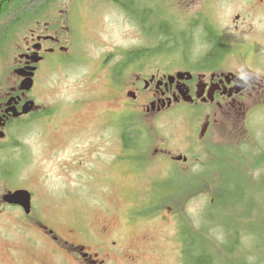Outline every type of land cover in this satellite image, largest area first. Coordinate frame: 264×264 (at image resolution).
<instances>
[{
	"label": "rangeland",
	"instance_id": "374dc122",
	"mask_svg": "<svg viewBox=\"0 0 264 264\" xmlns=\"http://www.w3.org/2000/svg\"><path fill=\"white\" fill-rule=\"evenodd\" d=\"M69 2L70 0H59V6L54 8L52 15L58 14L61 17L60 25L69 27L74 32V52L77 59L89 63L88 53H91V62H74L60 71H51L46 83L36 86L32 95L39 105L47 106L62 101L71 103L82 90L79 85L81 80L89 78L92 83L98 84H91L86 94L97 97L86 108V117H77L70 121L67 115L62 117L61 114V117L56 116L49 122L46 117L38 120L37 115H34L21 125H14L8 138L1 143L0 163L9 162L7 166L13 173L0 179V193L18 188H28L34 193L30 216H26L21 209L14 208L7 214L5 212L0 215L2 263L33 264L32 257L41 264H56L57 260L49 253L52 245L43 240L44 236L39 233L38 224L47 226L68 241L91 246L96 245L100 239H109L111 244L116 242L120 250H124V255L112 257L116 264H182V244L178 238L179 226L182 224L193 231H202L214 249L219 251L223 245H230V238L221 227V220H213L212 215L214 213L215 216L220 208V200H224L219 197L224 193V188H221L224 183L222 178L228 177L231 182L236 183L232 177L234 175H241L249 180L241 181L247 183L249 188L254 187L252 193L255 192L257 196L247 197L250 199L239 206L228 205L231 208L226 211V215L231 220L226 224L236 225L239 216L244 225L255 222V229L240 227L244 231L239 230L240 236L236 242L250 253L256 251L258 258L264 259V222L258 221L264 215V160L261 161L264 156V94L254 100L246 124L227 122L220 133L214 135L217 143L215 145L223 156L222 162L227 164V167L222 165L225 169L217 170L218 166L211 160L213 155L204 153L202 159L206 161L207 155V161L211 165L206 163V168L168 171L167 178L162 179L166 171L149 159L150 152L146 142H150L152 136L146 133L157 131L162 138L174 133L175 139L185 135L186 123L182 117L184 113L173 110L170 114L178 124L176 130L171 126L166 128L167 132L160 128L154 129L151 121L139 118L138 107L122 108L124 97L121 90L118 97H105L107 89L101 90L99 84L104 80L89 77V73L98 75L95 73L98 71V59L105 55L111 56L112 71L119 73V65L128 58L125 52L146 49L149 45V34L144 33L143 28L130 14L121 7L116 8L107 0H72L74 6L67 12ZM134 2L137 6L147 4L153 12L161 13L166 20L172 21V11L165 5L172 6L174 12L177 9L182 15L189 0ZM193 6L192 13L203 8L201 3ZM220 10L225 11L223 8ZM49 12L51 10L47 9L46 14ZM19 15L20 10H14L10 15L0 17V35ZM66 17L71 21H66ZM143 17L149 18L148 27L157 25L160 28L162 25L150 14L140 16ZM224 20L223 15L222 23H227ZM192 23L197 22L192 20L189 24ZM14 25L16 26L11 31L8 43H5L7 47L0 54V89L16 79L13 67L19 57V46L23 44L26 35L30 36L29 28L36 29L31 24L27 29V25ZM173 31L174 34L178 33L176 28ZM179 32L183 34L185 31L180 29ZM191 34L189 32L183 36L186 41L182 46L184 50H203L207 43L204 35ZM163 47L169 49L171 46L167 43ZM178 57L173 56L174 62ZM100 76L101 74L98 77ZM114 76L119 80L116 73ZM105 111L116 112L108 115L110 123L103 132L106 139L101 138L100 134L101 129H104L101 128L104 123H100V114ZM163 121L170 119L164 118ZM95 131L99 133L95 134ZM120 131H132L131 134L141 136L143 146L129 151L128 154L133 160H140L138 164L143 163L142 166L129 164L125 158L115 163ZM91 144L93 149L90 154L87 148ZM85 151L93 161L102 154L108 159V165L100 164L101 167H95L89 163L86 167L84 164L80 171L76 161ZM131 152L136 154L135 159ZM125 156L128 157L126 154ZM90 165L92 170L89 169ZM237 191L239 192L238 188ZM215 221L218 224H214ZM70 230H78L80 235L70 236ZM229 230L235 233L233 229ZM256 231L257 242L253 245V236L246 233L254 234ZM89 235L96 241L90 240ZM32 239L37 240V245H34ZM19 251H24L27 255L22 256Z\"/></svg>",
	"mask_w": 264,
	"mask_h": 264
},
{
	"label": "flooded vegetation",
	"instance_id": "af4514ba",
	"mask_svg": "<svg viewBox=\"0 0 264 264\" xmlns=\"http://www.w3.org/2000/svg\"><path fill=\"white\" fill-rule=\"evenodd\" d=\"M71 1L68 3L67 12L74 6V2L71 3ZM109 2L116 8H120L119 3ZM195 3H201L203 8L199 11L197 8V12L192 13ZM56 6H59V0H38L37 2L0 0V17L3 13L10 15L13 10H20V15L14 22L23 23L21 26L27 25L26 29L30 24L36 26V29L29 28L30 36L26 35L23 44L19 46L20 49L17 52L19 57L13 67L14 75L17 70L27 71L28 67L35 68L32 90L28 92L19 90L22 78L17 74L11 84L0 89V134L4 135L0 138V145L8 138L14 125L24 123L34 115H37L38 120L46 117L49 122L56 116L61 117V114L62 117L67 115L70 121L77 117H86V108L97 97L86 94L91 84H98L92 83L89 78L81 80L79 85L82 90L71 103L62 101L53 103L54 105H39L32 95L36 86L46 83L51 71H60L61 68L71 66L74 62L89 64L93 56L88 53L89 63L77 59L78 56L74 52L76 44L74 32L69 27L60 25L61 17L58 14L52 15ZM165 6L172 11L173 15L172 21L166 20L163 16L161 18V21L168 26L169 32L176 28L178 33L180 29L185 31L183 34L180 33L182 36L189 32L194 36L204 35L207 43L203 50L192 51L183 48L162 53L152 50L141 60L132 62L127 75L122 72L121 77L120 72L112 71L111 56L105 55L98 59V71L95 72L98 75L93 76L89 73V77L104 80L99 84L101 90L107 89L105 97H118L121 90L124 97L122 108L138 107L139 118L151 121L154 129L160 128L163 132H167L166 128L171 126L176 130L178 124L170 114L173 110L184 113L182 117L183 122L186 123L185 135L175 139L174 133H170L167 138H162L157 131H154V137L150 142L145 140L149 144V159L154 163H158L166 170L175 168L184 171L206 168L205 164H209L207 155H213L211 160L217 165L220 162L219 154L221 153L215 145L217 143L214 141V135L220 133L222 126L227 122L246 124L249 113L253 109L254 100L264 94V0H189L182 15L177 9L174 12L172 6L171 8L168 5ZM173 6L178 7L176 4ZM29 8H38V12L34 19L25 21L23 11ZM222 8L224 12L220 10ZM47 9L51 12L46 14ZM223 15L224 21L227 22L225 24L222 23ZM192 20H196L197 23L189 24ZM66 21L69 22L71 19L66 17ZM204 23L207 25L203 26ZM208 38L218 42L221 45V51L217 54L212 53L213 45ZM176 55L179 57L174 62L173 56ZM34 56L37 58L36 64L33 62ZM115 73L119 80L114 76ZM181 73L184 75L178 77ZM100 74L101 76L98 77ZM39 89L41 90V87ZM30 101L36 104L31 112L20 117H13L12 109L15 108L18 113H21L24 105ZM113 113L116 112L105 111L100 114L102 119L100 123H104L101 125V128L104 127L100 131L101 138L106 139L103 132L108 128L110 121L108 115ZM164 118L170 121H163ZM98 133L99 131H95V134ZM132 135L135 136L136 133ZM116 144L118 152L115 163L124 159L125 153L129 152L125 149L124 131L119 132ZM91 149L93 144L87 148L90 154ZM88 153L85 151L76 161L79 170L84 164L88 167L89 163L95 167L97 165L101 167L100 164L108 165V159L102 154L93 161ZM204 153L207 154L206 161L202 159ZM131 154L136 155L134 152ZM91 165L89 169L92 170ZM9 191L11 190L0 193V215L5 212L7 214L14 208L3 201V196ZM38 231L42 237L44 236L43 240L52 245L49 253L55 261H60L56 264H116L112 257L124 255V250H120L116 242L111 244L109 239H105L107 242L103 239L97 240L96 245L91 246L78 241H68L59 233L41 224H38ZM69 233L70 236L80 235L78 230H70ZM89 236L90 240L96 241L91 235ZM31 241L37 245V240ZM18 253L22 256L27 255L24 251ZM31 260L33 264H41L32 257ZM0 264H4L2 259Z\"/></svg>",
	"mask_w": 264,
	"mask_h": 264
},
{
	"label": "trees",
	"instance_id": "16d2710c",
	"mask_svg": "<svg viewBox=\"0 0 264 264\" xmlns=\"http://www.w3.org/2000/svg\"><path fill=\"white\" fill-rule=\"evenodd\" d=\"M107 1H114L115 3H119L120 7L123 10H125L128 14H130V16L140 24L144 32H147L149 34L148 36L149 45L146 46L147 47L146 49L143 48L140 50H132V51L125 52L128 58H127V61L123 62L119 66L120 68H118V70H120V75L122 72H124V74L127 75L128 68L131 65V63L134 61L136 62L138 60H141L147 55L149 51L153 50V51H157V53L159 52L161 53L163 51L171 52V50L173 49H183L182 46L186 42L183 39V36L180 33L174 34L173 30L169 32L168 26L161 21V18H162L161 13L153 12L152 8H149L147 4H143L142 6H137L135 5L134 0H107ZM23 12L25 13V15L23 16L24 20L30 21L31 19H34L36 17L38 8H32V9L29 8L27 10L24 9ZM144 14L146 15L150 14V16L155 17L156 22L159 24H162L160 28H157V25L153 27H148L149 18L148 19L145 17L140 18V16ZM6 15H9V14L3 13L2 17H6ZM15 23L17 22H13L11 26L6 27L3 34L0 35V54L7 47L5 43H8L9 37L11 35V31L13 27L16 26L14 25ZM18 24L22 25L23 23H18ZM208 39L211 41V38H208ZM167 43L169 46H171L169 49L166 47H163L164 44L167 45ZM211 44L213 45L212 53L215 52L217 54L218 51H221V45L218 42H215L214 40H212ZM160 48H162V51H160ZM123 76L126 77L125 75ZM19 124L21 125L22 123H19ZM131 132L132 131L124 132L125 133V149L128 151L136 150L143 146L140 141L141 136H136L137 134L133 136ZM135 156H134V159H135ZM128 158L130 160H128L127 158L125 159L128 160L129 164H132L135 166H138V165L142 166L143 164V163L141 165L138 164L140 160H133L132 158H130V156ZM219 158L221 161L219 162V164H217L218 167L216 169L223 170L225 168L222 167V165L226 166L227 164L225 161L222 162V159H223L222 154L221 155L219 154ZM263 160H264V156L262 157L261 161ZM7 164H9V162L0 163V179L2 177H5L6 175H10V173H13L12 169L9 168ZM223 176L226 177L225 173ZM232 177L235 178L236 183L231 182L228 179V177L222 178L223 180L222 182L224 183L221 186V188L222 187L224 188V193L220 194L219 197H221V199L223 198L224 200H220L219 209L221 210L223 209V211H218L219 210L218 209L217 210L218 215L216 214L217 212L215 213V216H214V213L212 215V217H214L213 220L215 219L221 220L220 222L221 227L224 228V230L226 231L227 237L230 238L229 240L230 245L229 246L226 245L225 247H223L224 246L223 245L222 249H220L219 251H216L214 247L211 245L209 239L206 237V235L202 231H199V230L193 231L192 229L188 228L186 225L182 224L181 227L179 226L180 229H179V234H178L179 241L182 244V247H181L182 264H264V259L258 258L259 256L256 255L257 254L256 251H253L250 253L249 250L241 248V246L237 244L238 242H236V240H238V237L240 236L239 230L242 229L240 227L241 226L248 227V228L250 227V228L255 229L256 228L254 224L255 222L253 224L245 223L246 225H244L243 224L244 221H242V219L239 216L236 225L230 226L226 224V223H230V220H231V217L227 218V215H226V211L229 208H231L228 205L239 206L240 204L246 202V200L248 199L247 197L254 198V195H256L254 194L255 192L252 193V190L254 189V187L251 186L249 188V185L247 183L245 184L244 182L241 181L242 179L243 181H249V180L244 179L241 175H234ZM191 184L196 185L194 184V182H192ZM229 184H231V186ZM240 187L242 188V190H240ZM237 188L239 189V192L237 191ZM243 190L245 193L243 192ZM258 191L260 192L261 190H258ZM263 216L264 215H262L258 221L264 222ZM214 224H218V222L215 221ZM229 228L233 229L235 233L233 234L229 230ZM242 230L244 231V229ZM246 234L251 235V237L253 236L254 241L252 244L255 245V242H257V239H256L257 231L254 234H251V233H246ZM219 253H221L222 257L220 256Z\"/></svg>",
	"mask_w": 264,
	"mask_h": 264
},
{
	"label": "water",
	"instance_id": "95a60500",
	"mask_svg": "<svg viewBox=\"0 0 264 264\" xmlns=\"http://www.w3.org/2000/svg\"><path fill=\"white\" fill-rule=\"evenodd\" d=\"M33 61L36 63L37 62V59L34 57L33 58ZM35 70V68H28V71L29 72H26L25 70H18L16 73L19 75V76H22L26 79H24L20 85V90H23V91H29L32 86H33V71ZM182 75V74H181ZM181 75H178V76H181ZM34 107V102L30 101L28 103H26L22 109V112L21 113H18L16 111V109H12L11 111H13V115L14 116H19L21 114H26L28 113L29 111L32 110V108ZM3 133L0 134V137H3ZM4 201L9 203V204H13V205H20L21 207H23V209L25 210V212L27 214L30 213V210H31V195L28 191H25V190H18V191H15L13 193H9L7 194L5 197H4Z\"/></svg>",
	"mask_w": 264,
	"mask_h": 264
}]
</instances>
